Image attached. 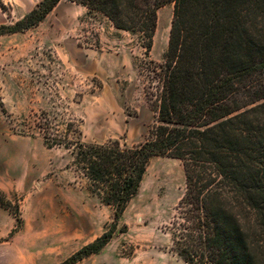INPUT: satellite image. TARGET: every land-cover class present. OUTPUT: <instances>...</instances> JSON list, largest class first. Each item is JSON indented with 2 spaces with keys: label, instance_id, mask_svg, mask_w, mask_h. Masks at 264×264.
Segmentation results:
<instances>
[{
  "label": "trees",
  "instance_id": "obj_1",
  "mask_svg": "<svg viewBox=\"0 0 264 264\" xmlns=\"http://www.w3.org/2000/svg\"><path fill=\"white\" fill-rule=\"evenodd\" d=\"M60 0H40L0 34L37 25ZM134 35L148 55L157 10L172 4L157 72L156 113L143 141L85 142L79 125H40L113 209L110 228L58 264L100 251L135 196L153 156L180 160L185 187L169 221L172 249L187 264H264V0H67ZM2 9L6 6L0 1ZM0 206L21 219L0 192Z\"/></svg>",
  "mask_w": 264,
  "mask_h": 264
},
{
  "label": "rangeland",
  "instance_id": "obj_2",
  "mask_svg": "<svg viewBox=\"0 0 264 264\" xmlns=\"http://www.w3.org/2000/svg\"><path fill=\"white\" fill-rule=\"evenodd\" d=\"M172 9L167 4L157 10L148 55L134 35L108 27L102 16L91 14L78 29L91 36L80 41L81 51L60 56L49 45H38L10 53L0 62V127L23 145L47 148L48 172L42 171L40 179L54 176L62 185L65 200L56 215L42 217L40 230L49 239L52 229L62 228L61 261L110 228L113 209L88 190V180L73 165L65 168L72 164L69 150L44 144L40 125L48 124L52 131L69 127L70 138L79 125L85 142L143 141L156 123L150 104L160 87L157 72L167 47ZM184 187L180 160L151 157L110 240L76 264H187L172 249L168 229ZM10 207L19 215L17 200Z\"/></svg>",
  "mask_w": 264,
  "mask_h": 264
},
{
  "label": "crops",
  "instance_id": "obj_3",
  "mask_svg": "<svg viewBox=\"0 0 264 264\" xmlns=\"http://www.w3.org/2000/svg\"><path fill=\"white\" fill-rule=\"evenodd\" d=\"M0 1L6 6V10L0 6L1 25L21 18L40 0ZM86 15L85 6L67 0L58 1L37 25L0 34V62L13 52H27L38 45H49L60 56L81 51L80 41L91 39L89 31L78 32ZM101 18L113 28L107 18ZM85 51L94 52L93 49ZM18 141L0 127V192L11 203L17 200L21 219L20 228L11 234L16 217L9 209L0 206V264H58L63 258L62 228L52 229L49 239L40 230L42 217L56 215L65 200L62 185L56 184L54 176L40 179L42 171L48 172L45 166L49 163L47 148L37 144L23 145ZM70 167L72 164L65 165L68 170Z\"/></svg>",
  "mask_w": 264,
  "mask_h": 264
},
{
  "label": "built area",
  "instance_id": "obj_4",
  "mask_svg": "<svg viewBox=\"0 0 264 264\" xmlns=\"http://www.w3.org/2000/svg\"><path fill=\"white\" fill-rule=\"evenodd\" d=\"M91 17H89V19H90Z\"/></svg>",
  "mask_w": 264,
  "mask_h": 264
}]
</instances>
